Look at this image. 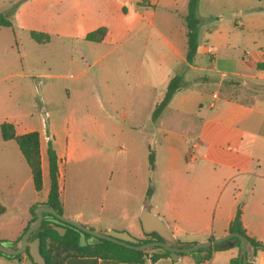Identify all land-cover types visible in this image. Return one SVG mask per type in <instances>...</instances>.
Returning a JSON list of instances; mask_svg holds the SVG:
<instances>
[{"label":"crops","instance_id":"1","mask_svg":"<svg viewBox=\"0 0 264 264\" xmlns=\"http://www.w3.org/2000/svg\"><path fill=\"white\" fill-rule=\"evenodd\" d=\"M188 3L189 0H21L15 6L13 24L0 27L12 28L14 33L33 40L31 31L42 32L49 40H35L39 46L78 47L79 55L87 61L92 57L95 64L108 59L101 67L102 73L106 72L104 91L109 102L106 122L117 136L105 155L110 174L131 181L107 184L106 200L99 205V213L109 203L126 214L104 220L98 214L83 220L82 211L65 213L67 195L63 193L66 186L61 181V165L73 155L70 141L64 144L57 138L55 128L49 134L46 130L31 129L40 132L43 174L45 156L48 159V136L52 137L59 160L64 215L87 221L99 230H126L141 239L148 237L140 214L149 198L150 210L187 245L229 232L241 206L247 234L263 244L259 247V262L254 264H264V88L260 87L264 85V67L258 66L264 63V28L255 30L253 47L244 50V56L237 59L222 58L219 54L222 48L219 39L223 36L218 28L219 39L215 41L210 40L212 32L201 35V40L198 34L196 50L190 54L187 24L182 17ZM200 18L202 24L205 18ZM163 25L172 38L162 31ZM101 27L106 29L102 40L86 39L90 32ZM171 61H177L173 68ZM179 62L186 63L184 70H179ZM173 79L179 86L159 115L154 116ZM215 84L217 87L210 92V86ZM247 90H251V95L243 97ZM192 126L196 131L189 146L191 136L183 128ZM30 171L33 179L31 166ZM48 193L40 202L47 201ZM32 217L29 208L17 234L0 235V240H10L8 246L13 247V240ZM89 237L81 233V245H100L96 236ZM239 254L238 246L215 250L203 262H197L188 252L177 257L162 255L155 260L143 255L141 262L85 254L70 256L66 264H231V259ZM0 264L34 263L24 251L20 257L0 254Z\"/></svg>","mask_w":264,"mask_h":264},{"label":"rangeland","instance_id":"2","mask_svg":"<svg viewBox=\"0 0 264 264\" xmlns=\"http://www.w3.org/2000/svg\"><path fill=\"white\" fill-rule=\"evenodd\" d=\"M19 1L0 0V12L9 14L12 19ZM196 15L205 18L198 31L199 40L201 35L209 32L213 33L210 40L219 39L218 28L223 36L219 39L222 41L219 54L222 58L237 59L244 56V50L253 47L255 30L264 28V0H199ZM161 28L172 38L166 26ZM155 33L158 35V31ZM79 50L71 45L39 46L30 36L0 27V124L5 120L12 122L18 133L39 129L49 134L55 128V136L64 144L70 141L73 149L72 157H66L61 165V181L66 186L63 193L67 195L65 213L72 215L82 211L83 220L98 214L102 220L118 219L126 214L119 206L111 207L106 203L99 213V205L106 200V185L131 181L122 175L112 176L105 155V150L109 145L113 146L117 136L112 134L113 127L106 122L109 102L104 91L106 72L102 73L101 67L108 59L105 57L95 64L92 57L89 61L82 58ZM176 63L171 61V68ZM178 67L184 70L186 63L179 62ZM77 72H81L79 76L71 77ZM216 87V84L210 86V92ZM260 87L264 88V85ZM250 92L247 90L243 97H249ZM183 130L191 136L187 145H192L195 127H184ZM48 137L52 140L50 135ZM127 139L125 143L128 144ZM96 150L98 154L92 152ZM43 180L42 190H36L30 166L17 142L5 140L0 131V235L17 234L29 208L33 211L36 203L47 196L50 187L47 156ZM83 220L79 221L99 230ZM3 243L9 245V241ZM189 254L194 255L193 252ZM259 258L260 248L253 263H258Z\"/></svg>","mask_w":264,"mask_h":264},{"label":"trees","instance_id":"3","mask_svg":"<svg viewBox=\"0 0 264 264\" xmlns=\"http://www.w3.org/2000/svg\"><path fill=\"white\" fill-rule=\"evenodd\" d=\"M198 0H189L187 12L182 14L183 19L187 24V36L189 44V53L193 54L197 47V34L199 25L202 22V18L196 15ZM12 19L9 14L0 12V25L10 26L12 25ZM106 29L101 27L97 30L90 32L86 39L92 41H100L105 36ZM31 36L39 41L45 42L49 40V36L38 31H31ZM260 68L264 67V63H259ZM179 84H176V80H171L168 84L167 94L164 99L157 105L154 116H158L163 107L169 102L173 93L177 89ZM0 131L5 140L15 139L21 149L23 155L25 156L27 162L31 166L33 173V181L35 188L37 190H42L43 188V172L41 167V151H40V132L38 130H30L22 134H17L15 124L10 121H3L0 124ZM48 159H49V177H50V188L48 193L46 204L52 206L60 213H63V207L60 199V185H59V160L58 154L54 147L52 140L48 142ZM152 161V160H151ZM1 212V208H0ZM242 209L241 206L238 207L235 218L231 221L229 232L230 231H239L245 234L254 244L255 250H257L263 244L256 240L255 238L249 236L246 232L245 227L243 226L241 220ZM45 218L52 216L56 218L50 212H44ZM36 219V211L33 212L32 219L28 222L27 226L24 228L23 232L13 240V247H17L18 242H21L24 232L27 230L28 226ZM67 230L65 234L61 235L55 229H45V230H34L30 234V238L40 236L41 238V252L46 258L47 264H66V260L72 255H85V254H101L104 256H113L117 259L128 260L131 262H141L143 260V255L149 256L151 259L155 260L162 255H170L171 251L163 249L162 251L154 252L152 255H149L145 250H138L124 246L122 244L116 243L114 241L97 237L100 245L91 246V245H81L80 243V234L84 233L86 235L93 236L91 233L80 229L79 227L67 223ZM148 237L141 238L140 242H148L154 239H162V237L157 232L146 233ZM214 238L211 236L209 239ZM2 242L9 241L8 239H1ZM196 242L187 243V245H192ZM233 246L240 247V240L237 237H231L222 242L216 243L210 247L201 248L196 251H193L194 256L196 257L197 262H203L206 259H209L215 250L229 248ZM28 257L33 261L32 256L30 255L28 249L25 250ZM0 254L11 256V257H20L22 253L16 255H10L4 253L0 250ZM240 261L239 256H235L231 259V264H235ZM254 262V261H253ZM249 262L248 264H254ZM34 264H36L33 261Z\"/></svg>","mask_w":264,"mask_h":264},{"label":"water","instance_id":"4","mask_svg":"<svg viewBox=\"0 0 264 264\" xmlns=\"http://www.w3.org/2000/svg\"><path fill=\"white\" fill-rule=\"evenodd\" d=\"M33 211H36V219L28 226L27 230L24 232L20 244L17 247H10L8 245H5L0 240V250L10 255H16L18 253H23L26 249H28L33 261L36 264H47V261L45 256L41 252L40 236L30 238L31 232L36 229H55L61 235H63L67 230V223L73 224L80 229L91 233L94 236L108 239L130 248L145 250L150 255H152L154 252L167 249L171 251V255L173 257H177L180 253H190L201 248L210 247L231 237H237L240 240V261L235 264H248L249 262H253L256 256V250L253 242L245 234L239 231H230L225 233L224 235L217 236L212 239L198 241L192 245H185L183 242H180L177 239L167 223L158 214L153 213L150 210L149 198L146 199L140 214L144 231L146 233L157 232L162 237V239H154L148 242H140V239L138 237L133 236L126 230L93 229L74 218H70L63 213H60L45 202H37L33 207ZM44 212H50L56 218L46 219L44 216Z\"/></svg>","mask_w":264,"mask_h":264},{"label":"built area","instance_id":"5","mask_svg":"<svg viewBox=\"0 0 264 264\" xmlns=\"http://www.w3.org/2000/svg\"><path fill=\"white\" fill-rule=\"evenodd\" d=\"M214 97H217V93H214Z\"/></svg>","mask_w":264,"mask_h":264}]
</instances>
